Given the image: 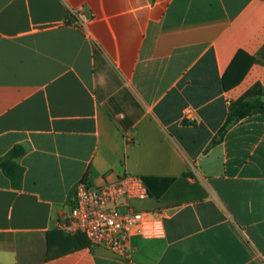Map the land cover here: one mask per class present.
<instances>
[{"label":"crops","instance_id":"0c3cea01","mask_svg":"<svg viewBox=\"0 0 264 264\" xmlns=\"http://www.w3.org/2000/svg\"><path fill=\"white\" fill-rule=\"evenodd\" d=\"M256 86L264 0H0V158L25 150L20 187L0 170V264H264V113L212 145ZM126 173L164 237L68 249L78 184Z\"/></svg>","mask_w":264,"mask_h":264},{"label":"built area","instance_id":"2783aa9c","mask_svg":"<svg viewBox=\"0 0 264 264\" xmlns=\"http://www.w3.org/2000/svg\"><path fill=\"white\" fill-rule=\"evenodd\" d=\"M87 22L86 17L81 18L83 26ZM148 197L144 181L136 174L126 173L102 186L82 180L66 213L57 221V229L66 236L84 234L92 245L131 260L133 239L165 235L162 219L134 207V202Z\"/></svg>","mask_w":264,"mask_h":264},{"label":"trees","instance_id":"16d2710c","mask_svg":"<svg viewBox=\"0 0 264 264\" xmlns=\"http://www.w3.org/2000/svg\"><path fill=\"white\" fill-rule=\"evenodd\" d=\"M256 113H264V88L260 86L254 87L241 99L230 105L225 123L213 139L212 145L217 144L223 138L225 132L239 120ZM24 154L25 150L23 147L15 146L5 156L0 158V170L11 180L12 185L17 188L20 187L24 174V168L17 162V159ZM60 236L70 250L84 247L90 243L84 234L65 236L60 232Z\"/></svg>","mask_w":264,"mask_h":264},{"label":"rangeland","instance_id":"374dc122","mask_svg":"<svg viewBox=\"0 0 264 264\" xmlns=\"http://www.w3.org/2000/svg\"><path fill=\"white\" fill-rule=\"evenodd\" d=\"M135 203V202H134Z\"/></svg>","mask_w":264,"mask_h":264}]
</instances>
